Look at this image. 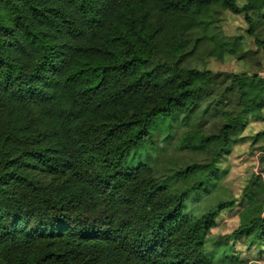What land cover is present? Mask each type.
Returning <instances> with one entry per match:
<instances>
[{
    "label": "trees",
    "instance_id": "obj_1",
    "mask_svg": "<svg viewBox=\"0 0 264 264\" xmlns=\"http://www.w3.org/2000/svg\"><path fill=\"white\" fill-rule=\"evenodd\" d=\"M224 12L244 14L254 37L264 0H0V264H214L205 238L238 201L201 218L187 201L224 180L217 162L264 111V79L229 75L212 100L224 82L181 66L205 45L241 56L215 36ZM203 105L225 125L189 131L178 149L211 151V163L158 180L155 138L171 143ZM258 181L223 245L248 240L261 262Z\"/></svg>",
    "mask_w": 264,
    "mask_h": 264
},
{
    "label": "rangeland",
    "instance_id": "obj_2",
    "mask_svg": "<svg viewBox=\"0 0 264 264\" xmlns=\"http://www.w3.org/2000/svg\"><path fill=\"white\" fill-rule=\"evenodd\" d=\"M238 3L242 7L246 4V0H238ZM249 32L250 27L244 14L235 15L224 12L219 18L215 36L232 47L239 44L241 56L239 58L230 56L221 61L213 58L212 48L205 45L200 50L190 51L183 58L181 65L183 68L210 71L217 76V81L224 82L216 95L211 98L212 100L225 95L226 87L231 81L229 75L264 79V49L258 45L259 41L264 42V21L259 22L254 37ZM228 102L229 107L233 109L238 102V97L231 96ZM204 109L205 105L198 110L197 116L188 128L178 127L173 133L171 143L164 141L165 135L155 138L157 151L152 152L150 161L158 180L166 179L191 165L211 163L213 158L211 151L190 153L178 149V140L189 131L217 135L225 125V118L221 114L213 110L203 114ZM240 111L241 108L237 106L233 111L234 117ZM243 125L233 137L232 147L228 148L217 162L220 172L225 175L224 180L221 183L212 182L206 190L192 194L187 201L186 214L196 218L216 210L222 202L238 201V207L233 211L224 212L218 219L217 227L205 238L206 250L214 264H264V261L256 260V250H249L250 241L248 240H241L236 244L229 241L228 245H223L225 238L235 234L241 225L240 214L246 207V204L241 203L246 190H250L257 178L258 183L264 185V111L259 121L246 118ZM181 187L185 186L181 185ZM260 190L259 203L264 201V189Z\"/></svg>",
    "mask_w": 264,
    "mask_h": 264
}]
</instances>
